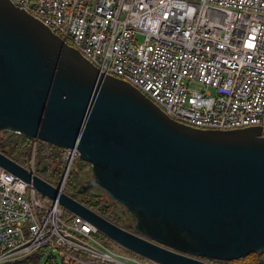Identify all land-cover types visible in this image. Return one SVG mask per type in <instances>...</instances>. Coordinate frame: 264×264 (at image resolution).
<instances>
[{
	"label": "water",
	"instance_id": "95a60500",
	"mask_svg": "<svg viewBox=\"0 0 264 264\" xmlns=\"http://www.w3.org/2000/svg\"><path fill=\"white\" fill-rule=\"evenodd\" d=\"M0 131L76 147L91 165L79 192L102 190L126 209L132 230L2 150L0 165L134 253L163 264H217L264 252L262 127L175 120L12 0H0Z\"/></svg>",
	"mask_w": 264,
	"mask_h": 264
},
{
	"label": "built area",
	"instance_id": "2783aa9c",
	"mask_svg": "<svg viewBox=\"0 0 264 264\" xmlns=\"http://www.w3.org/2000/svg\"><path fill=\"white\" fill-rule=\"evenodd\" d=\"M12 2L175 120L204 129L259 125L264 134V0ZM38 141L22 165L40 175ZM78 157L76 147L67 148L61 177L40 176L65 192ZM65 210L0 165V264L43 247L66 264H163L101 239L95 225Z\"/></svg>",
	"mask_w": 264,
	"mask_h": 264
},
{
	"label": "trees",
	"instance_id": "16d2710c",
	"mask_svg": "<svg viewBox=\"0 0 264 264\" xmlns=\"http://www.w3.org/2000/svg\"><path fill=\"white\" fill-rule=\"evenodd\" d=\"M34 141L33 138H27L15 132L0 131V150L21 164L27 165L29 163ZM64 152L65 149L63 148L39 140L37 149V171L39 174L49 181H57L64 170L61 163ZM74 165L75 169L73 170ZM90 171V163L79 157L75 159L69 173L65 192L76 197L112 222L132 230L130 226L133 225L131 219L127 218L126 209L106 196L102 190L95 188L83 193L79 192L81 184L90 177ZM65 215L68 218L72 217V213L68 210H65ZM99 237L107 242L109 240L102 232L99 233ZM48 251V248L43 247L30 256L8 264H40L42 260H44V264H58V254H49ZM62 262L66 264L63 259ZM214 262L218 264H264V252L260 254L251 253L239 260Z\"/></svg>",
	"mask_w": 264,
	"mask_h": 264
},
{
	"label": "rangeland",
	"instance_id": "374dc122",
	"mask_svg": "<svg viewBox=\"0 0 264 264\" xmlns=\"http://www.w3.org/2000/svg\"><path fill=\"white\" fill-rule=\"evenodd\" d=\"M62 163V162H61ZM75 169V165H74V167H73V170ZM57 257H58V264H63V262H62V258L59 256V255H57ZM44 262V260H42L41 262H40V264H44L43 263ZM2 264H6V263H2Z\"/></svg>",
	"mask_w": 264,
	"mask_h": 264
},
{
	"label": "bare ground",
	"instance_id": "6f19581e",
	"mask_svg": "<svg viewBox=\"0 0 264 264\" xmlns=\"http://www.w3.org/2000/svg\"><path fill=\"white\" fill-rule=\"evenodd\" d=\"M32 150V149H31ZM11 157V156H10ZM15 160V159H14ZM62 160V159H61ZM25 165V164H24ZM61 177V176H60ZM76 198V197H75ZM82 202V201H81ZM131 221V220H130ZM132 222V221H131ZM132 224V223H131ZM129 227V226H128ZM126 228V227H125ZM130 228H132L131 226H130ZM220 263V262H219Z\"/></svg>",
	"mask_w": 264,
	"mask_h": 264
},
{
	"label": "flooded vegetation",
	"instance_id": "af4514ba",
	"mask_svg": "<svg viewBox=\"0 0 264 264\" xmlns=\"http://www.w3.org/2000/svg\"><path fill=\"white\" fill-rule=\"evenodd\" d=\"M212 262H214V261H212Z\"/></svg>",
	"mask_w": 264,
	"mask_h": 264
}]
</instances>
